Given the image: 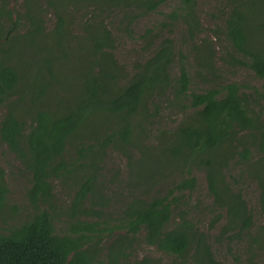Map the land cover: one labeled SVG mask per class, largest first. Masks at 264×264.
<instances>
[{"label":"trees","instance_id":"16d2710c","mask_svg":"<svg viewBox=\"0 0 264 264\" xmlns=\"http://www.w3.org/2000/svg\"><path fill=\"white\" fill-rule=\"evenodd\" d=\"M8 1L0 0V147L13 153L29 176L26 195L31 213L17 225L0 230V264H123L133 245L139 243L176 256L183 264H224L212 255L205 234L179 205L181 196L196 187L192 171H203L214 206L226 216L221 233L234 238L249 230L251 213L240 191H234L227 181L231 165L243 166L264 194V121L260 112L264 108V40L257 41L244 27L242 5L227 18L225 36L239 56L232 57L234 62L261 79V90L245 92L243 85L228 82L195 92L189 90L182 54L176 75L169 74L176 57L169 37H162L150 56L134 63L130 72L111 52L114 37L106 26L109 13L119 12L118 26L127 31L139 15L156 10L165 0H47L56 22L46 32L36 0H23L22 17ZM177 1L178 8L166 15L168 21L163 24L170 27L182 21L192 37L200 30L195 0ZM79 10L84 33L71 37L70 27ZM20 18L27 21V25L22 23V32L16 27ZM256 26L254 32L259 30L264 36V13ZM151 34L147 29L143 37ZM44 38L52 39V44L38 45ZM75 40L84 41L89 61L80 67L71 96L52 97L34 106L48 81H40L36 73L32 82L23 83L21 59L63 44L70 46ZM202 50L207 49L203 46ZM15 52L19 58L14 57ZM82 56L80 50L75 65L81 66ZM163 103L172 104L183 118L172 129L161 131L155 146L144 154L154 169L164 163L176 178L165 181L167 177H163L166 189L162 194L141 191L131 196L112 225L103 211L106 201L100 181L105 151L116 147L130 158L133 151L141 150L146 129ZM256 104L260 110L255 109ZM252 152L257 155L254 161ZM54 179H69L76 186L61 212L63 219L57 216L60 210L52 208ZM7 193L0 165L1 221L3 215L9 216ZM219 218L218 213L215 221ZM59 219L65 225L60 233L54 228ZM105 239L104 253L99 247Z\"/></svg>","mask_w":264,"mask_h":264},{"label":"rangeland","instance_id":"374dc122","mask_svg":"<svg viewBox=\"0 0 264 264\" xmlns=\"http://www.w3.org/2000/svg\"><path fill=\"white\" fill-rule=\"evenodd\" d=\"M36 1L46 32L56 22L55 13L52 5L47 4V0ZM252 1L255 4L251 3ZM178 5L177 0H165L156 10L139 15L127 31L122 28L123 26H118L120 13L117 11L109 13L106 26L114 37L111 49L114 59L130 72L134 63L144 61L150 56L162 37H169L173 41L176 54L174 62L169 67V74L171 77L176 75L179 54H182L189 76L190 91L201 92L206 88L219 87L228 82L243 85L245 92L253 89L261 90V79L249 68L234 62L232 57L239 56L232 50V45L225 36V25L232 10L242 5V9L246 11L244 13L247 24H243L244 27L252 32L257 41L263 42V34L259 30L256 32L254 30L257 28V22L263 18L264 0H195V14L200 30L192 37L188 35L182 21L174 22L170 27L163 24L168 21L166 15L177 9ZM8 6L20 13V17L23 16L25 11L23 0H9ZM79 14L81 10L75 13V22L70 27L71 37L84 33L80 26ZM24 22L27 25V21L20 18V23L16 26L20 32L25 28L22 24ZM168 28L171 31H168ZM147 29L152 31L150 38L143 37ZM45 41L52 44L50 38H44L38 42L39 44L36 43L43 45ZM34 46L36 45L31 48L37 50ZM203 46L206 51H201ZM84 47L86 45L83 40H75L70 46L63 44L60 48L53 47L48 52L41 51L35 57L29 54L28 58L21 59L20 69L26 77L23 83L32 82L36 73L40 81H48L44 95L37 99L34 106H40L45 99L48 101L52 97L71 96L69 92L72 84L76 82V75L81 72L80 67H86L89 61V51ZM80 50L83 56L78 62L81 66H77L74 60L80 54ZM18 56L15 52L14 57L19 58ZM30 86L32 85L26 87ZM26 97L28 95L24 99ZM51 105L54 108L53 104ZM255 109L260 110L257 104ZM260 112L264 121V108ZM182 118L183 114L176 107L163 103L146 129L145 139L141 141V150L133 151L130 158L116 147H110L105 151L100 181L101 186L104 187L106 201L103 211L111 218L110 224H116L121 209L131 196L138 195L141 191H156L162 194L166 189L162 184L163 177H167L165 181L175 180V174L168 170L166 164L162 163L160 169L156 167L154 169L149 156L144 153H148L147 149L155 146L161 131L172 129ZM256 158L257 155L252 152L251 160L254 161ZM0 165L4 169V180L8 188L6 204L9 216L3 215L4 219L2 221L0 219V230H4L9 226L17 225L31 213L26 195L30 182L19 161L5 146L0 147ZM229 173L231 176L227 177V181L231 183L234 191H240L251 213V226L247 232L234 238L230 233H221L226 216L214 206L203 171L197 169L192 171L196 187L192 192H186L181 196L184 198L180 201L179 207L188 211V218L205 234L212 255L216 259L224 264H264V194L257 180L245 172L243 166L231 165ZM158 179L159 181L156 182ZM151 182L152 186L148 185L151 189L147 190V184ZM51 186L52 208L56 211L60 210L59 213L55 212L63 219L61 212L69 205L76 186H73V182L69 179H54ZM218 213L220 218L215 221V215ZM64 227L60 219L54 223L55 231L58 233L63 232ZM107 244L108 239L100 244L99 248L104 253ZM183 262L184 260L158 251L145 243L133 245L131 252L123 259V264H183Z\"/></svg>","mask_w":264,"mask_h":264}]
</instances>
